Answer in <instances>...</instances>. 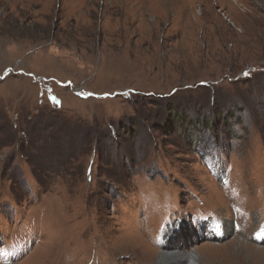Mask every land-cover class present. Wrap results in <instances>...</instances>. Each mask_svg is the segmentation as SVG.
I'll return each mask as SVG.
<instances>
[{
	"label": "rangeland",
	"instance_id": "374dc122",
	"mask_svg": "<svg viewBox=\"0 0 264 264\" xmlns=\"http://www.w3.org/2000/svg\"><path fill=\"white\" fill-rule=\"evenodd\" d=\"M254 234L264 0H0V264H264Z\"/></svg>",
	"mask_w": 264,
	"mask_h": 264
},
{
	"label": "bare ground",
	"instance_id": "6f19581e",
	"mask_svg": "<svg viewBox=\"0 0 264 264\" xmlns=\"http://www.w3.org/2000/svg\"><path fill=\"white\" fill-rule=\"evenodd\" d=\"M217 177V179L219 178L218 175H215ZM224 231H225V236L227 234H231L233 233V224H231V222L229 221H225L224 222ZM172 231L170 230L169 231V234L171 233ZM206 235V239L211 240L214 239L216 240L214 237H212L210 234L206 233V234H203V236ZM171 237V235L167 236V240L165 241V243H167V241L169 240V238ZM225 238V237H223ZM223 238L221 240H223ZM259 238V237H258ZM260 239V238H259ZM219 241V240H218ZM238 244H244V242H240L238 240H236ZM252 238H251V242L250 243H247V244H244L246 247L252 249V250H256L257 252H260L258 250L260 249H263L264 250V246H261L262 243H254L252 242ZM235 242V240H234ZM259 244V245H257ZM25 248L27 247V244L24 246ZM179 248L178 246H171V245H164L162 247H160V257L157 259V261L160 263V264H200L198 262V259H196L195 257H197V252H193V251H181V248ZM238 248V247H237ZM240 248L237 249V252ZM181 251V252H180ZM262 251V250H261ZM180 252V254H179ZM183 254L182 258H180V255Z\"/></svg>",
	"mask_w": 264,
	"mask_h": 264
},
{
	"label": "trees",
	"instance_id": "16d2710c",
	"mask_svg": "<svg viewBox=\"0 0 264 264\" xmlns=\"http://www.w3.org/2000/svg\"><path fill=\"white\" fill-rule=\"evenodd\" d=\"M103 95H107V94H103ZM115 95V94H114ZM109 96V95H108ZM110 96H112V95H110Z\"/></svg>",
	"mask_w": 264,
	"mask_h": 264
}]
</instances>
